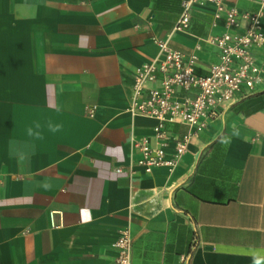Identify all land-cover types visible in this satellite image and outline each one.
Here are the masks:
<instances>
[{"label":"crops","instance_id":"0c3cea01","mask_svg":"<svg viewBox=\"0 0 264 264\" xmlns=\"http://www.w3.org/2000/svg\"><path fill=\"white\" fill-rule=\"evenodd\" d=\"M184 1L0 0V264H112L123 229L131 264L188 253V264H264V73L192 135L174 169L134 164L133 141L160 144L157 119L132 115L128 99L158 41L184 55L198 44L203 76L218 61L206 40L248 26L227 28L208 5L178 32ZM163 131L168 156L190 133Z\"/></svg>","mask_w":264,"mask_h":264},{"label":"built area","instance_id":"2783aa9c","mask_svg":"<svg viewBox=\"0 0 264 264\" xmlns=\"http://www.w3.org/2000/svg\"><path fill=\"white\" fill-rule=\"evenodd\" d=\"M229 0H186L175 30L187 33L190 12L195 7H214L213 17L222 20L227 28L240 26L246 19L248 26L235 33H224L206 40L216 51L218 61L210 65L206 75H198L195 45L189 55L171 48L167 40L158 41L159 54L156 59L144 63L134 73V83L129 95V112L157 119L155 138L157 147L146 141H133L138 158L135 166L150 174L156 168L174 169L186 152L192 137L208 123L222 115L226 103L239 95H251L261 83L264 73V52L257 59L253 52L264 46V35L260 21L264 16V0H243L256 5L255 13H239L236 7H227ZM179 91L183 94L180 95ZM90 115L93 111L89 112ZM185 125L190 133L182 140H173L174 148L167 155L169 139L163 131L164 123ZM120 173V169H116ZM116 255L112 264H131L132 237L128 229L118 233L112 244ZM191 253L181 260L188 264Z\"/></svg>","mask_w":264,"mask_h":264},{"label":"clouds","instance_id":"9594fccd","mask_svg":"<svg viewBox=\"0 0 264 264\" xmlns=\"http://www.w3.org/2000/svg\"><path fill=\"white\" fill-rule=\"evenodd\" d=\"M29 134H31V130H29Z\"/></svg>","mask_w":264,"mask_h":264}]
</instances>
